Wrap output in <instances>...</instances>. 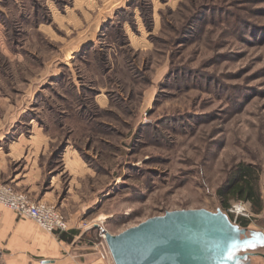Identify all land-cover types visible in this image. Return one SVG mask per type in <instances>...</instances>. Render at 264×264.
Returning a JSON list of instances; mask_svg holds the SVG:
<instances>
[{"label": "rangeland", "instance_id": "rangeland-1", "mask_svg": "<svg viewBox=\"0 0 264 264\" xmlns=\"http://www.w3.org/2000/svg\"><path fill=\"white\" fill-rule=\"evenodd\" d=\"M8 130L0 180L42 167L31 194L106 264V231L200 207L255 231L237 264H264V0H0ZM19 139L26 153L10 160ZM241 165L258 211L219 192Z\"/></svg>", "mask_w": 264, "mask_h": 264}, {"label": "water", "instance_id": "water-1", "mask_svg": "<svg viewBox=\"0 0 264 264\" xmlns=\"http://www.w3.org/2000/svg\"><path fill=\"white\" fill-rule=\"evenodd\" d=\"M256 234L224 211L200 207L167 210L119 233L106 231L105 240L115 264H237L249 252L236 248Z\"/></svg>", "mask_w": 264, "mask_h": 264}, {"label": "crops", "instance_id": "crops-1", "mask_svg": "<svg viewBox=\"0 0 264 264\" xmlns=\"http://www.w3.org/2000/svg\"><path fill=\"white\" fill-rule=\"evenodd\" d=\"M10 133L9 130L2 131L0 140ZM19 141L20 139L10 143L8 150L10 160L15 158L18 160L21 157L16 155L26 153V147L17 148L16 144ZM3 149L4 147L2 151ZM7 163L8 158L0 155V166L8 167ZM42 170V167L34 164L27 171H23V176L20 178H18L19 173L14 174L17 179L14 183L12 180V182L0 181L12 183L34 200L46 201L49 198L47 195L39 197L38 193L33 196L30 192L39 186L37 180L42 175ZM23 183L28 189L20 187ZM47 201L52 202L49 199ZM65 215L71 224L73 217ZM93 243L91 244V240L87 237L84 238L83 231L72 225L68 230L48 231L31 217L20 215L14 209L0 203V264H106V256L97 249V244Z\"/></svg>", "mask_w": 264, "mask_h": 264}, {"label": "built area", "instance_id": "built-area-1", "mask_svg": "<svg viewBox=\"0 0 264 264\" xmlns=\"http://www.w3.org/2000/svg\"><path fill=\"white\" fill-rule=\"evenodd\" d=\"M0 203L14 209L20 215L31 217L48 231H63L70 228L69 219L55 204L34 200L12 183L0 182ZM103 235L105 236L104 233Z\"/></svg>", "mask_w": 264, "mask_h": 264}, {"label": "trees", "instance_id": "trees-1", "mask_svg": "<svg viewBox=\"0 0 264 264\" xmlns=\"http://www.w3.org/2000/svg\"><path fill=\"white\" fill-rule=\"evenodd\" d=\"M219 192L223 196V201L225 203H227L228 198H225L224 196L228 195L250 200L253 203L255 210H260L261 198L254 183V178L252 177V169L249 166H239L228 183V188H221L219 189ZM239 221L244 224L247 223L244 218Z\"/></svg>", "mask_w": 264, "mask_h": 264}, {"label": "bare ground", "instance_id": "bare-ground-1", "mask_svg": "<svg viewBox=\"0 0 264 264\" xmlns=\"http://www.w3.org/2000/svg\"><path fill=\"white\" fill-rule=\"evenodd\" d=\"M237 209H238V210H240V209H241V207H239V206H238V208H237ZM101 217H102V216H101ZM101 217H100V218H101Z\"/></svg>", "mask_w": 264, "mask_h": 264}]
</instances>
